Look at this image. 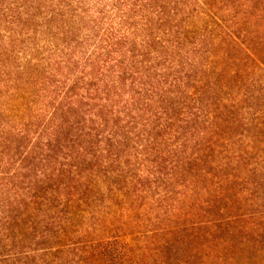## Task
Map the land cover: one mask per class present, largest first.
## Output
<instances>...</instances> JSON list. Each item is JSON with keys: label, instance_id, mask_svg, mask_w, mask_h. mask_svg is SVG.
I'll list each match as a JSON object with an SVG mask.
<instances>
[{"label": "trees", "instance_id": "1", "mask_svg": "<svg viewBox=\"0 0 264 264\" xmlns=\"http://www.w3.org/2000/svg\"><path fill=\"white\" fill-rule=\"evenodd\" d=\"M0 264H264V0H0Z\"/></svg>", "mask_w": 264, "mask_h": 264}]
</instances>
